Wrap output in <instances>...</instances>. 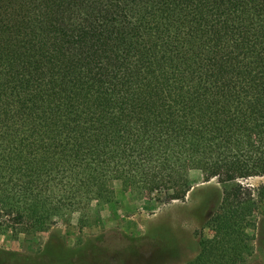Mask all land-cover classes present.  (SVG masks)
I'll return each mask as SVG.
<instances>
[{
    "label": "trees",
    "instance_id": "1",
    "mask_svg": "<svg viewBox=\"0 0 264 264\" xmlns=\"http://www.w3.org/2000/svg\"><path fill=\"white\" fill-rule=\"evenodd\" d=\"M191 168L232 185L184 264H247L264 0H0V227L47 231L113 178L184 199Z\"/></svg>",
    "mask_w": 264,
    "mask_h": 264
},
{
    "label": "rangeland",
    "instance_id": "2",
    "mask_svg": "<svg viewBox=\"0 0 264 264\" xmlns=\"http://www.w3.org/2000/svg\"><path fill=\"white\" fill-rule=\"evenodd\" d=\"M189 176L186 197L170 203L157 190L113 178L106 182L109 198L93 199L83 212L61 211L47 231L2 226L0 264H184L199 253L201 236H213L208 218L232 185L217 177L204 180L199 169L191 168ZM245 182L257 187L264 177ZM251 219L247 264H264V201Z\"/></svg>",
    "mask_w": 264,
    "mask_h": 264
}]
</instances>
